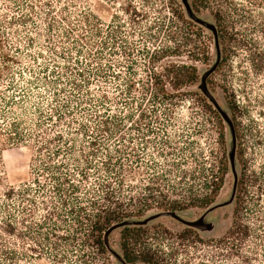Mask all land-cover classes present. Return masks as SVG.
<instances>
[{
	"label": "rangeland",
	"instance_id": "rangeland-1",
	"mask_svg": "<svg viewBox=\"0 0 264 264\" xmlns=\"http://www.w3.org/2000/svg\"><path fill=\"white\" fill-rule=\"evenodd\" d=\"M42 1L0 0V13L9 19L0 22V29L6 38V50L12 57H17V62H8L9 72L0 77V127L8 131L12 121H22L20 131L26 134L28 129L25 127L37 122L50 141L43 150L41 163L52 161V164L57 165L62 162L76 173L77 161L69 158L70 152L58 141L56 133L64 134L67 139L72 137L79 140L72 144V150L81 148L89 151L88 137L79 138L80 134L70 136L71 130L66 123L74 117L77 119L74 128L79 127V121L93 130L98 118L92 114L96 111L102 115L117 116L121 130L115 139L106 140L102 137L99 153L88 159L100 165L106 154L117 147L120 150L127 149L130 155L125 156L132 160V154L138 156L141 161L131 163L136 178L133 188L128 193L126 189L130 187L124 186L122 197L143 193L141 187L157 172L166 174L165 182H175L182 187L191 184L197 193H206L209 189L204 182L210 180L213 172L217 173L220 157L224 154L228 171L215 202L208 208L193 207L178 211L177 216L160 215L162 210L153 209L143 216L132 218L137 221L150 218L143 226L147 234H143L138 248L152 246L167 253L176 252L179 264H184L186 260H191L192 264H264V0H186V3L179 0L186 18L201 25L204 32L198 38L187 26L184 27V31L189 33H184L188 37L187 43L185 38L180 37L182 54L158 60L156 64L161 69L160 66L170 61L188 63L191 62V55H195L200 58L195 62L200 78L195 85L186 88L195 93L183 101L174 105L148 102L142 106L148 114L153 132H148L147 126L140 123L143 122L140 121L142 110L135 103H127L128 96L140 97L141 85L133 89V95H129L126 85L132 77L145 81V69L149 65L151 52L165 42H170L167 32L158 33L157 29L159 23L167 22L168 17L173 18L168 7L170 0H74L78 12L83 9L84 13L95 14L100 18L101 33L97 42L102 72L92 81L90 92L95 95L94 100L82 103L81 108L75 104L70 106L74 108L63 120L56 117V109H60L57 102L72 98L74 103V99H77L70 96L73 90L69 79L75 77L76 68L85 66L87 58L84 52L75 50V32L72 31L71 37L65 35L70 27L62 21L59 10L65 0ZM26 2L37 4L35 12L26 7ZM44 2L54 5L51 15L47 14L49 6ZM68 10L71 11V20L79 23V16L72 12L76 8L70 6ZM25 12L31 13L30 18L17 23L15 17ZM52 18L55 19V26L49 29L48 22ZM216 26L220 31L221 44L215 36ZM83 28L84 33L90 35L86 31L89 27ZM112 36H115L114 42ZM203 43L208 47L207 52L202 50ZM82 44L83 50L88 51V46ZM124 46L134 47L130 57L122 52ZM221 47L225 49L224 60L208 76L206 96L200 87L201 79L222 57ZM75 59L81 61L79 66L73 64ZM57 71L63 73L59 77L62 79L59 85L65 90L59 93V97H54V87H49L46 82L55 79ZM201 94L228 119L234 114L229 103L237 106L235 124L239 141H236V151L239 150L240 155L236 153L233 165L229 157L235 146L231 124L222 117L225 137L222 145L216 117L204 108L206 106ZM55 104L57 107H54ZM111 120L114 125L116 120ZM35 128L38 129L37 126ZM165 140L174 142L168 147ZM3 141L0 139V264H23L26 261H30L29 264H53L50 255L45 254L52 250L51 242L59 241L52 234L53 223L45 227H39L37 223L46 215L48 206L59 205V198L52 188L55 181L46 172H40V183H37L33 179L35 174L32 169L35 151L19 143L6 144ZM59 146L64 149L61 150ZM58 148L61 150L59 156L52 160L46 159L47 154ZM115 156L119 155L116 153ZM121 157L125 163H130L124 155ZM173 162L176 165H172ZM183 170L194 173L195 180L192 177L180 180ZM89 171L90 181L85 183L86 186L97 175L95 168ZM244 174L242 197L246 209L243 211V220L256 231L235 240L232 246L221 243L220 239L232 225L235 182L237 177ZM99 177L101 181L107 178L102 167ZM128 183L131 184L130 181ZM4 192H9L10 197L4 198ZM169 193L171 197H180ZM201 218L204 225L210 226L204 229L193 227L200 240L195 236H179L178 233L190 226L188 223ZM124 226L113 228L108 235L110 264H123L121 241ZM59 232L67 233L63 230ZM69 235L72 237L74 233L69 232ZM81 237L77 235V238ZM39 251H44L39 255L42 259L29 258V255ZM5 252L8 256L4 255ZM80 253V250L76 252L77 255ZM70 258L75 260L77 256L71 255ZM167 261L172 264L169 255Z\"/></svg>",
	"mask_w": 264,
	"mask_h": 264
},
{
	"label": "trees",
	"instance_id": "trees-1",
	"mask_svg": "<svg viewBox=\"0 0 264 264\" xmlns=\"http://www.w3.org/2000/svg\"><path fill=\"white\" fill-rule=\"evenodd\" d=\"M37 1L43 2L42 0H35V2ZM35 2H26V7L35 12L37 6ZM44 4L49 6L47 14L50 12L52 13L54 5H52L51 2H44ZM70 6L76 8V11L72 12H76L79 16V23H75L71 20V11L69 12L68 10ZM77 7L78 6L74 0H65L59 10L62 13V21L70 27V29L65 31L66 37H71L73 32H75L77 36L74 39L76 41V43H74L75 50L76 52H84L87 60L84 62V67L75 69V77L69 79L73 90V93H71L70 96L77 99H74V103H72V98L65 100L61 99V101L57 102L60 109L59 111L56 109V117L60 120H63L67 114L69 115L72 112L71 109L74 107L69 108L70 106L80 105L81 108L82 103L94 100L95 95L90 92V88L95 76L101 75L100 72H102L101 67L99 66L100 57L97 42L101 33L99 26L100 18L95 14L91 15V13H84L83 9L78 12ZM168 7L173 18L168 17L167 22L163 21L162 23H159L157 29L158 33L162 31L167 32L170 42H165L164 45L151 52L148 59L149 65L147 66V69H145L147 76L145 81L132 77L128 79L126 85L128 92H130L129 95H133L131 93L136 86L141 85L142 87L140 97L128 96L127 103H135L137 108L142 110L140 113V121L143 122L140 123H144L147 126L148 132H153V130L149 126L150 121L147 118L148 114L143 110L144 107L142 106L148 102L151 104L165 103V105H174L179 101H183L190 94L195 93L186 88L195 85L200 78L199 68L195 63L199 61L200 58L195 55H191V62L188 63L170 61L167 65L160 66L161 69H159L156 64L158 60H163L167 57L180 56V54H182L183 50L181 46H183V43L180 37L185 38L186 43L188 42L187 35H184L186 32L184 31V27L187 26L188 29L194 32L198 38H200L204 32L201 25L186 18L179 0H170ZM4 16L3 13H0V22L9 20L4 18ZM30 16L31 13L25 12L18 17H15V19H17V23H20L21 21L25 22ZM90 17H93V19ZM9 22L11 23V21ZM54 26L55 19L52 18V20H49L48 22V27L49 29H53ZM86 26L89 27V30L86 28V31L89 32L90 35H87L83 31V27ZM216 29L218 41L220 42V31L218 26H216ZM188 33L189 32L187 31L185 34ZM114 38L115 36H112L113 42ZM171 42H173V44H171ZM82 43L88 46V51L83 50ZM6 46V38L3 36L0 29V60L2 62V67H0V77H2L5 72H9L10 67L8 66V62H17V57H12V55L6 50ZM202 50L203 52L208 51L206 43H203ZM132 51H134L133 46H124V48H122V52L127 57H130ZM224 52L225 49L221 47L222 57L214 72L222 64L224 60ZM67 57H69V54ZM75 60L76 61H73L75 62L73 64L79 66L81 61H77V59ZM68 65L67 68H69ZM70 67L75 68L74 65H71ZM57 74V76L55 75V79L46 82L49 87H54V91H52L54 97H59V93L65 90L64 87L59 85V82L62 81L59 77H61L63 73L58 72ZM133 75H135V72ZM168 87H170L171 90ZM80 92L81 96L79 95ZM76 93H78V95H76ZM200 97L203 104L206 106L204 108L216 117L220 141L223 145L225 143V137L222 115L207 101L205 95L201 94ZM54 107H57V105L55 104ZM229 107L232 108L234 113L231 120L236 140L239 141L238 130L235 124V111L237 106L235 103H229ZM92 115L98 118L93 130H90L86 123L79 121V127L74 128L73 125L77 122V119L75 120L74 117L66 123V126L71 130L69 131V134H71L70 136L80 134L79 138L85 136L88 137V145L91 148L89 151H86L85 149L81 150V148L78 151H74V149L72 150V144L77 141L76 138L69 137L67 139L65 135L60 132L55 135L59 136L57 139L62 143L64 148L67 147V150L70 152L68 155L69 158L73 161H77L75 165L77 168L76 173L70 170V166L66 167L62 162L57 165L52 164V161H49L48 163L43 162V164L41 163L43 159V150L47 148L46 145L50 144V141L49 139H46L43 129L40 128V124L37 122L25 127L28 129V133L26 134L20 131V124H23L22 121H12L10 124L11 127L8 131L5 127H0V139L4 140L3 142H6V144L19 143L20 145L22 144L35 151V154L32 157V169L35 174L33 179L36 180L37 183H40L38 180L40 172H46L55 181L52 188L56 197L59 198V205L56 204L54 207L48 206L46 209V215L42 216L43 219H41L40 223H37L39 227H45L46 224L53 223L54 231L52 234L56 236L59 241L51 242L52 250L49 251V253H45L46 255H50L49 257L52 259L53 264H110L108 255L109 248L106 245L104 234L112 225L123 222L127 219L143 216L147 211L153 209H159L162 211H184L193 207L208 208L215 202L220 193L228 171V162L223 154L219 160L217 173L213 172L210 180L204 182V185L209 189L206 193H197L191 184L182 187V185L175 182L174 184L165 182L166 174L163 172H157L149 177L148 183L143 184L141 187L143 193H139L136 196L130 195L128 193L136 179L135 173L132 171L131 163L134 161L139 162L141 160L136 154H132L134 156L133 160L128 158V156H125L126 154L130 155V153L127 152V149L120 150L117 147L113 149V152L110 151L109 154H106L105 159L101 161L100 165L93 164L88 157L95 156L99 153V146L102 142L101 138L103 137L106 140L115 139L121 129L118 121L119 119L115 115H102L99 111H96V113ZM111 119L116 120L114 125L111 124ZM36 126L38 129L35 128ZM78 130L80 131L78 132ZM143 134L146 135L145 133ZM128 142H132V140H128ZM173 142L174 141L165 140V144H167L168 147H171ZM59 148L61 150L64 149L61 146H59ZM59 148L47 154L46 159L52 160L55 156H59L61 153ZM237 152L240 155V151L238 150L236 153ZM116 153L119 156H115ZM122 155H124L125 159L130 163H125L123 157H121ZM77 158H79V161ZM172 165H176V163L173 162ZM146 166L149 167L150 165L146 164ZM101 167L107 173V178L103 179V181H101L99 177ZM91 168H95L97 175L93 182L86 186L85 183L90 181L91 171L89 170ZM187 177H192L194 179L196 178V175L185 170L181 171L179 177L180 180ZM255 177L256 175H254V178ZM128 181H130L131 184H129ZM254 181H256V178ZM244 182L245 174L238 178L233 222L227 233L220 239L221 243L232 244L233 246L235 240L240 239L242 236L247 237L252 231H256L253 230L247 221L243 220V211L246 209L245 199L242 197ZM124 186L130 187V189H126L128 192L126 197H122ZM169 192L179 195L180 197H171ZM3 197L9 198V192H4ZM56 219L59 221L56 222ZM143 226L144 224H129L124 226L121 241L124 261L128 264H134L136 262H142L144 264H169L167 261V255H169V257L172 258V264H179L176 252L167 253L152 246H146L142 249L138 248V244H140L143 234H147V229H144L145 227ZM165 229L168 230L167 228ZM60 230L67 233L60 234ZM69 232H73L74 235L70 237ZM178 234L180 237L195 236L197 240H200L199 235L191 226L183 229L182 232ZM77 235H81L82 237L79 239L77 238ZM61 241H63V244H60ZM143 246H145V244ZM79 250L81 253L77 255L76 252ZM43 252L44 251H39L35 255H29V258L35 259L38 257L42 259L43 257H39V255L43 254ZM4 255L8 256L6 252ZM71 255L77 256V259L72 260L70 258ZM9 258L11 257H8V259ZM26 263L29 264L30 261H26L23 264ZM183 263L192 264V261L186 260Z\"/></svg>",
	"mask_w": 264,
	"mask_h": 264
},
{
	"label": "water",
	"instance_id": "water-1",
	"mask_svg": "<svg viewBox=\"0 0 264 264\" xmlns=\"http://www.w3.org/2000/svg\"><path fill=\"white\" fill-rule=\"evenodd\" d=\"M183 2L184 3H186V0H183ZM215 36H216V39H217V41H218V35H217V29L215 28ZM220 59L221 58H219L218 59V61L216 62V64L214 65V67L208 72V74L207 75H204L203 77H202V79H201V84H200V87H201V89L203 90V93L207 96L208 95V92H207V88H206V84H207V78H208V76L216 69V67H217V65H218V63H219V61H220ZM218 111L220 112V114L222 115V117L223 118H226L227 120H228V122L231 124V127H232V131H233V138H234V140H235V146L233 147V150L232 151H230V154H229V157H230V162L232 163V165H233V161H234V158H235V155H236V136H235V131H234V127H233V123H232V120H231V118L229 117V119H228V117H226V115L225 114H223L219 109H218ZM237 181H238V177H237V179H236V182H235V192H234V196H235V194H236V189H237ZM176 212H178V211H162L161 213H160V215L161 214H163V215H171V216H177L176 215ZM150 218H148V219H145V220H143V221H137V220H134V219H127V220H125V221H123V222H120V223H116V224H114V225H112L106 232H105V234H104V239H105V242H106V245L108 246V235H109V233L111 232V230L113 229V228H115V227H117V226H124V225H129V224H145L148 220H149ZM191 227H198V228H201V229H204V228H209V226L210 225H204L203 223H202V218L200 219V220H198V221H196V222H190V223H188ZM109 248V247H108ZM124 260V259H123ZM123 264H128V263H126L125 261H123Z\"/></svg>",
	"mask_w": 264,
	"mask_h": 264
}]
</instances>
